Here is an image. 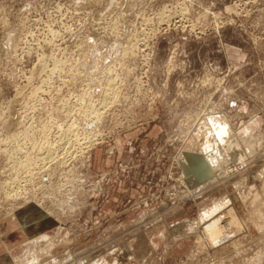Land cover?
<instances>
[{
  "label": "rangeland",
  "instance_id": "rangeland-1",
  "mask_svg": "<svg viewBox=\"0 0 264 264\" xmlns=\"http://www.w3.org/2000/svg\"><path fill=\"white\" fill-rule=\"evenodd\" d=\"M0 221L15 264H264V0H0Z\"/></svg>",
  "mask_w": 264,
  "mask_h": 264
},
{
  "label": "crops",
  "instance_id": "crops-1",
  "mask_svg": "<svg viewBox=\"0 0 264 264\" xmlns=\"http://www.w3.org/2000/svg\"><path fill=\"white\" fill-rule=\"evenodd\" d=\"M22 227V226H21ZM20 226L14 227V232L20 234L21 232L25 233V229ZM11 226H8L5 222L1 223L0 221V264H15L12 256V252L16 247V241H12V237L10 236Z\"/></svg>",
  "mask_w": 264,
  "mask_h": 264
},
{
  "label": "bare ground",
  "instance_id": "bare-ground-1",
  "mask_svg": "<svg viewBox=\"0 0 264 264\" xmlns=\"http://www.w3.org/2000/svg\"><path fill=\"white\" fill-rule=\"evenodd\" d=\"M226 126H224V124H223V127L220 128L219 131H218V136H219L220 139L223 137V135H224V133L226 131ZM228 211H230V210H228ZM219 220H220L219 217L213 218L211 221H209L207 223V225H205V229H207L209 231V233L211 235V238H212V241H214V244H216L215 242H217V241L220 242L225 237H229L228 234L232 233L231 230L230 231L228 230L227 232H224V233H220L219 232L220 231ZM203 228H204V226H203Z\"/></svg>",
  "mask_w": 264,
  "mask_h": 264
}]
</instances>
